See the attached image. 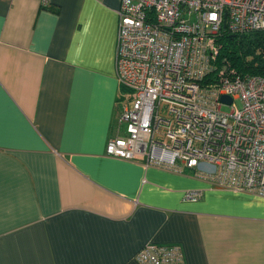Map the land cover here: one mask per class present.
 Wrapping results in <instances>:
<instances>
[{"label":"crops","instance_id":"crops-1","mask_svg":"<svg viewBox=\"0 0 264 264\" xmlns=\"http://www.w3.org/2000/svg\"><path fill=\"white\" fill-rule=\"evenodd\" d=\"M119 3L0 0V264H138L148 242L264 264V197L106 154Z\"/></svg>","mask_w":264,"mask_h":264},{"label":"built area","instance_id":"built-area-1","mask_svg":"<svg viewBox=\"0 0 264 264\" xmlns=\"http://www.w3.org/2000/svg\"><path fill=\"white\" fill-rule=\"evenodd\" d=\"M117 16L115 73L128 93L106 154L193 168L215 185L264 197V76L216 63L222 30L264 31V0H120ZM134 259L184 264L178 244L146 243Z\"/></svg>","mask_w":264,"mask_h":264},{"label":"trees","instance_id":"trees-1","mask_svg":"<svg viewBox=\"0 0 264 264\" xmlns=\"http://www.w3.org/2000/svg\"><path fill=\"white\" fill-rule=\"evenodd\" d=\"M218 42L221 43L216 62L219 69L264 76V31L230 34L222 30Z\"/></svg>","mask_w":264,"mask_h":264},{"label":"water","instance_id":"water-1","mask_svg":"<svg viewBox=\"0 0 264 264\" xmlns=\"http://www.w3.org/2000/svg\"><path fill=\"white\" fill-rule=\"evenodd\" d=\"M221 99H222V101L225 102V103H229V102L231 101L230 98H229L228 96H226V95H223V96L221 97Z\"/></svg>","mask_w":264,"mask_h":264},{"label":"rangeland","instance_id":"rangeland-1","mask_svg":"<svg viewBox=\"0 0 264 264\" xmlns=\"http://www.w3.org/2000/svg\"><path fill=\"white\" fill-rule=\"evenodd\" d=\"M223 110L226 112H229V108L228 107H223Z\"/></svg>","mask_w":264,"mask_h":264}]
</instances>
